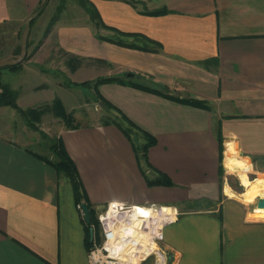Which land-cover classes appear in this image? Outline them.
Returning <instances> with one entry per match:
<instances>
[{
    "label": "crops",
    "instance_id": "obj_1",
    "mask_svg": "<svg viewBox=\"0 0 264 264\" xmlns=\"http://www.w3.org/2000/svg\"><path fill=\"white\" fill-rule=\"evenodd\" d=\"M90 1L101 29L89 19L58 20L29 59L14 62L22 67L13 72L23 73L21 86L26 70L49 75L54 69L39 68L37 61L48 56L74 77L72 83L89 68L101 70L97 78L118 77L123 83L100 84V95L155 137L148 161L174 184L148 186L116 126H61L57 137L93 209L110 202L178 206L216 199L217 120L222 136L249 160V179L264 180V0ZM43 2L0 0V25H29ZM160 9L167 12L148 13ZM121 40L130 46L117 44ZM48 42L51 49L41 52ZM13 89L25 109L26 87ZM15 128L0 130V264H88L85 222L71 183L35 155H41L32 145L38 137L31 139L25 126ZM178 211L162 230L169 264H264V220L249 218L237 201Z\"/></svg>",
    "mask_w": 264,
    "mask_h": 264
},
{
    "label": "rangeland",
    "instance_id": "obj_2",
    "mask_svg": "<svg viewBox=\"0 0 264 264\" xmlns=\"http://www.w3.org/2000/svg\"><path fill=\"white\" fill-rule=\"evenodd\" d=\"M82 1L83 0H44L45 3L41 5L36 13H34V16H32L33 21H31L29 25L20 26L15 23L0 25V82L8 85L11 89L15 87L17 88L18 86V88L21 87L22 90H25L26 87V98L28 101H26L24 110H34L36 112H40V115L34 125L38 131L44 132L49 138L57 137V132L60 127L67 126L65 125V122L55 114L54 103L56 99H59L65 111L70 113V122H73V124H100L103 123L106 118L116 115L114 110L103 107L104 104L96 95L92 83L81 85L84 80L92 81L97 78L101 70L95 71L96 68L81 70L80 74L76 76L77 82L72 83L70 82V79L75 80L74 77H70V74L67 70H64L62 65L59 66V63L54 65L48 56L44 58L39 57L40 59L37 58L39 68L48 67L54 70H50L49 75H39L30 70H26V84L21 86L20 84L24 83L23 73L13 72L15 69L8 67L11 64H17L18 62H14L19 57L25 61L33 55L36 48L44 41L48 32L53 28L54 25L51 26L50 30L48 31L49 22L54 15L58 14L57 9L60 6L62 7L61 12L58 15V20L60 22H84V20L87 21V19L91 21L90 15L85 8V4H82ZM94 7L96 8L95 5ZM99 17L101 19L100 14ZM101 27L102 26H96L98 29H101ZM115 31L117 34L116 38L124 39V36H120V33L117 30ZM121 41H117V44L119 43L122 46H130L129 43H124ZM50 46L51 45L48 42L45 44V47L41 50V52L49 51L51 49ZM48 55L51 54L48 53ZM20 64L21 68L22 62ZM72 67V65L69 66L71 71L73 70ZM57 82H61L69 88H61ZM33 87H35V90ZM16 103L20 108H22L18 104L17 100ZM12 126L14 128L16 127V132H19L22 130L23 126H25L26 131L31 134V139L35 137L39 138L38 144H32L35 146L33 147L35 151L40 152L41 155H49V150L47 149L48 140L43 139L41 134L38 131H35L34 126L26 124L23 117L16 109L10 106L0 108V130L7 131L8 127ZM134 140L138 145L142 143L139 135H136ZM228 140L232 139L222 136V148L220 156H218L217 166L216 199H213V197L211 199L207 197H201L198 199L185 201L178 206H169H174L177 210H188V212L191 210H211L216 208L223 199L228 198L229 200H235L240 203L245 208L246 212H248L249 218L264 220V217L258 216L259 213L264 214L261 212L264 211V208L259 209L256 207V200L261 196L257 195V198L255 197L251 203L244 202L240 195L245 193L247 189L244 187L246 183H242L240 181L242 173H240V171H230L223 165L224 150L226 148L225 143ZM25 143L29 144L27 141H25ZM238 155L243 157L245 156L243 153L239 152V150ZM247 176L250 179L253 178V175L249 172L247 173ZM225 187H227L234 195L229 196L226 194V191L224 190ZM259 192L264 193V191L261 190H259ZM79 210L81 211V207ZM99 210L101 211L103 208H100ZM252 210L253 213H251ZM88 226H92V224H88ZM97 231H99V227H97Z\"/></svg>",
    "mask_w": 264,
    "mask_h": 264
},
{
    "label": "trees",
    "instance_id": "obj_3",
    "mask_svg": "<svg viewBox=\"0 0 264 264\" xmlns=\"http://www.w3.org/2000/svg\"><path fill=\"white\" fill-rule=\"evenodd\" d=\"M45 2L42 3V5ZM82 4H85V8L87 9L91 21L94 23L95 26H103L101 19L99 17L97 9L94 7V5L88 1L83 0ZM61 6L57 9L56 15L53 16L51 21L48 25V31L50 30L51 26H53L57 20L58 15L61 12ZM167 11L164 9L151 11L148 13L157 15V14H163ZM33 21V18L31 19ZM119 44V43H118ZM20 63L18 64H11L8 67L11 69H18L20 68ZM73 68V67H72ZM74 69V68H73ZM107 82H117V83H123L122 80H120L118 77L109 76V77H98L92 81H84L81 83V85H86L88 83H92L95 89L96 95L99 97V99L103 102L106 109H112L116 112V115L110 118H106L103 122V124H112L116 126L124 135L125 137L130 141L133 151L135 153L136 159L138 161V164L140 166L141 172L144 176V179L146 181V184L148 186H173V182L171 179L160 170L154 168L148 161V149L156 144V139L154 136L149 134L148 132L141 129L139 126H137L132 120H130L125 114H123L119 109L114 107L112 104H110L106 99H104L100 94L98 87L102 83ZM177 100H180V102H188V104L193 105H199L200 102L194 101V100H184L179 99L178 97L175 98ZM0 106H10L14 109H16L19 114L23 117L26 124H30L34 126L35 131H38L36 129V126L34 125L40 115V112H36L34 110H24L20 108L16 103V92L11 89L8 85L3 84L0 82ZM55 108V114L60 117L64 122L66 128H73L76 127V124H73V122H70V113H67L59 99L55 100L54 103ZM203 106H205L203 104ZM72 123V124H71ZM43 139L48 140L47 149L49 150V155H40L35 154L37 157L42 159L43 161H46L48 164H50L58 174L62 175L63 177L67 178L69 182L72 185L73 188V194L74 199L76 203L80 204L81 202H85L89 207L90 212V224H93L95 226V231L97 233V227L98 222L95 216V211L93 209V206H91L86 198V195L83 190V186L78 174L77 167L71 157L69 156L62 139L60 137H53L49 138L48 135H46L44 132L38 131ZM216 140L218 143V156H220L221 148H222V130H221V122L217 120L215 122V128H214ZM136 135L140 136V139L142 140L141 144H136L134 137ZM86 233H87V247L91 244V241H89V226L85 224Z\"/></svg>",
    "mask_w": 264,
    "mask_h": 264
},
{
    "label": "built area",
    "instance_id": "obj_4",
    "mask_svg": "<svg viewBox=\"0 0 264 264\" xmlns=\"http://www.w3.org/2000/svg\"><path fill=\"white\" fill-rule=\"evenodd\" d=\"M77 207L80 209V205ZM102 208L101 211L94 210L99 231L96 233L92 224L93 236L87 250L88 264H140L149 257H153L152 264H169L168 252L161 241L163 228L179 214L174 206L110 202ZM142 209L147 213H141ZM164 209L171 211L166 213L168 211ZM141 253V258L138 257L136 261L131 259Z\"/></svg>",
    "mask_w": 264,
    "mask_h": 264
},
{
    "label": "bare ground",
    "instance_id": "obj_5",
    "mask_svg": "<svg viewBox=\"0 0 264 264\" xmlns=\"http://www.w3.org/2000/svg\"><path fill=\"white\" fill-rule=\"evenodd\" d=\"M226 148L224 151V162L223 165L226 169L232 170V171H240L242 173L241 176V182L246 183L244 187H246L247 191L240 196L242 197V200L244 202H250L257 196V195H264V193L259 192V190L264 191V180L257 179L251 181L248 176L247 172L250 169V162L247 158H243L238 155L237 151L234 148L233 143L227 142L225 144ZM226 191V194L229 196L234 195L227 187L224 189ZM257 198V197H256ZM258 208V207H257ZM260 209V208H259ZM165 211H168L166 213H169L171 210L170 209H164ZM141 213H147L144 209L140 211ZM159 216V214H158ZM152 245L151 243H149ZM129 249V247H128ZM130 255V254H128ZM143 254L141 253L139 256H133L131 259L133 261H136L139 258H141ZM127 258H129L127 256Z\"/></svg>",
    "mask_w": 264,
    "mask_h": 264
},
{
    "label": "water",
    "instance_id": "obj_6",
    "mask_svg": "<svg viewBox=\"0 0 264 264\" xmlns=\"http://www.w3.org/2000/svg\"><path fill=\"white\" fill-rule=\"evenodd\" d=\"M132 76H133L132 73H127V77H132ZM80 207H81V211H82V214H83V221L87 225L90 224V212H89L88 205L85 202H81L80 203ZM256 207L264 208V197H259L256 200ZM92 236H93V228H92V226H89V238H90V241L92 240Z\"/></svg>",
    "mask_w": 264,
    "mask_h": 264
}]
</instances>
